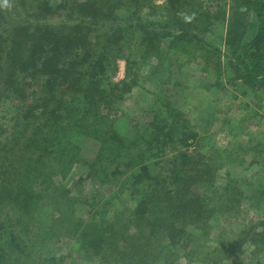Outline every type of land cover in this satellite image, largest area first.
Listing matches in <instances>:
<instances>
[{
	"label": "trees",
	"instance_id": "trees-1",
	"mask_svg": "<svg viewBox=\"0 0 264 264\" xmlns=\"http://www.w3.org/2000/svg\"><path fill=\"white\" fill-rule=\"evenodd\" d=\"M204 6L203 0H167L161 10L154 0H62L55 6L40 0L29 15L42 22L63 16L61 24L14 25L0 33V100L23 104L12 117L6 140L11 139L1 146L0 264H45L49 259L39 252L48 244L57 252L50 264H62L63 238L77 239L78 254L88 262L151 264L159 259L155 244L162 246V234L173 243L184 239L189 226L198 231V225L206 224L224 205L240 211L242 193L230 196L235 186L230 173L218 187L211 165H194L183 151L172 157L170 180L151 173L150 160L161 159L169 149L188 150L202 140L185 119L189 109L181 107L186 100L181 93L165 96V112L155 114L144 129L134 126L132 138L119 134L118 118L103 110L130 90L131 80H110L116 59L126 61L131 75L138 48L144 58L157 59L158 69L173 63L171 55L200 58L204 70L212 67L215 78L196 82L205 90L223 89V72L231 68L232 80L240 81L244 89L264 91V0H231L227 11ZM144 9L155 20L145 17ZM3 12L0 6V22L10 24L6 21L10 16H2ZM219 25L221 35L215 29ZM209 34L224 41L230 55L226 63L209 42ZM136 35L137 47L136 42L127 47ZM28 77L39 78L41 86L33 93L32 106L26 103ZM171 81L169 86L186 87L181 79ZM214 119L205 122L206 133ZM4 126L0 122V129ZM91 142L99 149L89 161L83 151ZM235 150L231 146L208 159L213 164L233 163ZM256 158L249 166L264 165V152ZM87 180L112 192L101 209L112 207L114 213L110 219L101 214L98 227L85 226L76 215L77 206L88 203L82 188ZM196 181L207 187L188 197V186ZM247 184L254 198L263 200L264 184ZM163 188L164 198L158 194ZM172 190L185 200L173 206L178 211L162 225L160 203L175 195ZM118 193L125 199L115 204ZM176 218L180 231L174 226ZM259 226L264 239V219ZM213 256L209 264H220L216 259L220 253ZM171 263L177 260L163 256L161 264Z\"/></svg>",
	"mask_w": 264,
	"mask_h": 264
},
{
	"label": "rangeland",
	"instance_id": "rangeland-1",
	"mask_svg": "<svg viewBox=\"0 0 264 264\" xmlns=\"http://www.w3.org/2000/svg\"><path fill=\"white\" fill-rule=\"evenodd\" d=\"M38 1L40 0H26L24 4H21L19 0H0V6L4 10L2 16H10L6 20L10 24L0 22V33H3L5 28L14 25H28L29 23L31 25L38 23L61 24L65 19L63 16H55L45 22L37 21L31 17L29 10ZM50 1L55 6L62 0ZM166 1L154 0L158 10L165 6ZM203 3L206 9L227 11L231 0H203ZM142 13L145 17L155 20V15L148 14V10L144 9ZM216 27L217 34L221 35L223 25ZM138 37L139 35H136L135 38H132L127 47L135 43ZM207 37L209 42L221 51V57L226 63L230 55L224 41L217 35L209 34ZM136 44L138 45L139 41L133 47ZM135 57L136 62L133 64L135 66L131 65V67L133 66L131 71L133 74L131 75H128L126 61L120 58L116 59V71L110 73V80L112 83L130 82L131 80L130 90H126L120 98H113L110 108L102 106L105 113H109L111 110L112 117L115 115V118H118V133L127 136V138H132L134 126L144 129L151 124L155 114L165 112L167 103L165 96L181 93L186 100L180 105L182 108L189 109L185 119L190 122V127L198 132L202 140L197 141L188 150L183 148L169 149L168 154L161 159L150 160L147 163L151 173L156 177H168L170 180L171 171L174 167L172 157L174 154L177 155L183 151V153L188 154L194 165H202L203 162L211 165L214 170L215 184L218 187L224 185L226 172H229L235 180V186L234 189H231L230 196L237 192L242 193L240 211L237 208L224 205L214 211L215 213L212 214L206 224L198 225L200 226L198 231L193 226H189L187 231L185 230V234L182 235L184 239L175 240L173 243L168 239L169 236L166 233L162 234L160 239L162 246L159 247L155 244L157 249L155 253L159 255V259L151 264H161L165 255L168 260H177V264H209L208 259L213 255L216 257L217 253H220V258H216L221 259L220 264H247L251 261L253 264H264V239L260 236L261 227H257L259 222L264 219V198L263 200H256L250 189L247 188V183L264 184V165L249 166L250 162L258 161L256 157L262 156L264 152V91L253 92L244 89L240 81L232 80L234 73L231 68L225 69L223 72V89L213 87L205 90L199 87L196 82H212L215 78L212 67L204 70L201 59L195 58V56L186 58L180 55H171L172 58L170 59L174 64L166 62L167 66L161 65L163 67L159 69L156 67L157 59L153 57L144 58L140 48L137 49ZM176 79L183 80L186 87L169 86L170 81L172 80L171 82L174 83ZM26 84H29L25 87L27 91L26 103L27 106H32L33 97L41 88L39 78L28 77ZM33 93L35 94L33 95ZM21 106H23L21 102L13 101L11 98L0 100V122L5 124L0 129V154L1 146L5 144V141L11 139L9 137L6 140L10 134V126L14 122L12 117L22 108ZM203 115H208V118ZM209 117H215V119L213 125L211 124L210 133H206L205 122H208ZM231 146L236 148V157L233 156L235 158L233 163L230 162L232 160H227L213 164L208 159L212 158L211 155L214 152H223L225 148ZM98 149L97 144L91 142L87 144L83 154L89 158V161H92L94 151ZM74 175H76L75 172ZM188 187L189 192H186V195L191 197L190 192L198 193L202 187H207V184L196 181L189 184ZM82 188L85 194V202L88 203L77 206L76 215L84 221L85 226L88 223H93L98 227L101 214L109 215L108 219H110V215L112 216L114 213L112 207L106 211L101 209L102 203L112 192L109 191L110 189L96 185L90 180H87ZM165 188L162 189L163 192L158 194L163 196ZM172 194H175L174 190H172ZM124 199L125 197L118 193L113 202L118 204ZM182 200H185L184 196H177L176 194L162 200L163 202L160 203L162 225L167 223L175 211H178V207H174L175 210L173 206L182 205ZM132 203L134 202L132 201ZM96 212H99V215L96 219H92ZM177 221L174 226L176 231H180L182 229L181 221L178 219ZM228 239L229 243L227 242ZM62 241L64 242L62 250L66 257L62 264H99L98 261H96L97 263L88 262L78 254V246L75 244L77 239L63 238ZM55 254H57L56 247L50 244L43 246V252H39L40 256L49 260ZM49 260L45 264H50Z\"/></svg>",
	"mask_w": 264,
	"mask_h": 264
}]
</instances>
